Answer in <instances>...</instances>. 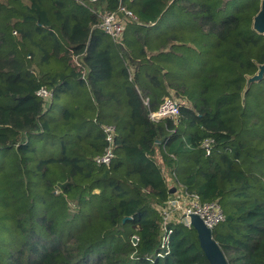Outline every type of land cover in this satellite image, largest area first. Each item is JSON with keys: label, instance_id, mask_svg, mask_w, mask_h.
Here are the masks:
<instances>
[{"label": "trees", "instance_id": "16d2710c", "mask_svg": "<svg viewBox=\"0 0 264 264\" xmlns=\"http://www.w3.org/2000/svg\"><path fill=\"white\" fill-rule=\"evenodd\" d=\"M230 2L0 0V264H210L164 223L169 180L222 206L229 264H264L261 0ZM166 98L180 116L151 120Z\"/></svg>", "mask_w": 264, "mask_h": 264}, {"label": "built area", "instance_id": "2783aa9c", "mask_svg": "<svg viewBox=\"0 0 264 264\" xmlns=\"http://www.w3.org/2000/svg\"><path fill=\"white\" fill-rule=\"evenodd\" d=\"M130 15V14H129ZM128 17H133L132 15ZM126 19H117L114 14L107 13L103 16L100 27L114 39L122 38L126 31ZM37 95L45 100L52 97V93L46 88H41ZM149 107L148 100L145 101ZM180 116V102L177 99L166 98L157 111L150 112L149 118L155 122H158L165 118H178ZM107 133L108 146L103 155L97 157L96 162L99 165H110L115 154V140L114 131L112 126L105 127ZM207 155L211 154L210 142L202 144ZM164 223H170L173 219H178L180 224L190 228L191 216L196 215L202 219L204 224L212 231L219 224L225 221V214L222 206L216 201H202L199 195L188 193L185 190L176 191L166 205L161 209Z\"/></svg>", "mask_w": 264, "mask_h": 264}, {"label": "water", "instance_id": "95a60500", "mask_svg": "<svg viewBox=\"0 0 264 264\" xmlns=\"http://www.w3.org/2000/svg\"><path fill=\"white\" fill-rule=\"evenodd\" d=\"M253 29L260 35H264V0H261L260 10L253 20ZM264 77V64L260 65L259 71L248 79L247 89L253 82H257ZM176 188L170 191V194L176 193ZM191 224L198 234L200 246L210 262V264H229L225 254L219 244L213 238V231L208 228L202 219L196 215L191 216ZM138 239L134 238V243Z\"/></svg>", "mask_w": 264, "mask_h": 264}, {"label": "rangeland", "instance_id": "374dc122", "mask_svg": "<svg viewBox=\"0 0 264 264\" xmlns=\"http://www.w3.org/2000/svg\"><path fill=\"white\" fill-rule=\"evenodd\" d=\"M239 2H240V0H232V2H230L229 7H228L227 10L224 12L225 15H229V14H231V13L233 12L235 6H236ZM161 26L163 27L164 24H161L160 26H157V27H158V28H162ZM256 84H257V83H255L254 87H256ZM58 108L60 109V106H59ZM58 108L55 109L56 113L58 112ZM1 159L4 160L5 157H1V152H0V161H1ZM157 160L159 161V158H157ZM174 184H175V182H174L173 180H169V186L171 185V187L176 188V190L179 189V190H178V192H179V191L181 190V188H178L179 186L174 185ZM177 220H178V219H177Z\"/></svg>", "mask_w": 264, "mask_h": 264}]
</instances>
